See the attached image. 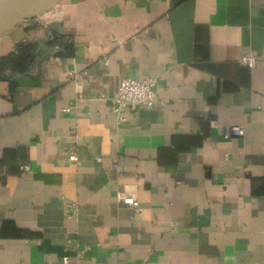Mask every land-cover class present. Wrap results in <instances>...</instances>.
I'll return each instance as SVG.
<instances>
[{
  "label": "crops",
  "instance_id": "crops-1",
  "mask_svg": "<svg viewBox=\"0 0 264 264\" xmlns=\"http://www.w3.org/2000/svg\"><path fill=\"white\" fill-rule=\"evenodd\" d=\"M23 43L0 70V264H264V0H62L0 61ZM128 77L157 102L122 123Z\"/></svg>",
  "mask_w": 264,
  "mask_h": 264
},
{
  "label": "built area",
  "instance_id": "built-area-1",
  "mask_svg": "<svg viewBox=\"0 0 264 264\" xmlns=\"http://www.w3.org/2000/svg\"><path fill=\"white\" fill-rule=\"evenodd\" d=\"M240 63L245 66L253 67L256 62V57L253 54H247L240 58ZM157 78L146 77L142 79L137 78H124L117 89L116 95L113 98L114 106L113 111L118 114L120 122L127 120L126 113L133 111L139 106L152 108L157 102L156 95ZM66 110H70L67 108ZM244 128L236 125L230 127L229 134L232 136L244 135ZM69 161L80 163V159L75 151L68 152ZM122 201L134 208L136 212L140 211L137 206V195L134 190H124L119 193ZM64 263H70V257L64 256L62 258Z\"/></svg>",
  "mask_w": 264,
  "mask_h": 264
},
{
  "label": "water",
  "instance_id": "water-1",
  "mask_svg": "<svg viewBox=\"0 0 264 264\" xmlns=\"http://www.w3.org/2000/svg\"><path fill=\"white\" fill-rule=\"evenodd\" d=\"M62 0H0V33L27 17L40 15Z\"/></svg>",
  "mask_w": 264,
  "mask_h": 264
},
{
  "label": "trees",
  "instance_id": "trees-1",
  "mask_svg": "<svg viewBox=\"0 0 264 264\" xmlns=\"http://www.w3.org/2000/svg\"><path fill=\"white\" fill-rule=\"evenodd\" d=\"M33 49H34L33 44L30 43L19 44L17 48V53L16 52L12 53L7 57L1 59L0 70L1 69L3 70L7 66H11L12 69H16L18 71L25 70L26 67H22V64H24V66H27L26 63L31 61L32 59L31 52L33 51Z\"/></svg>",
  "mask_w": 264,
  "mask_h": 264
}]
</instances>
